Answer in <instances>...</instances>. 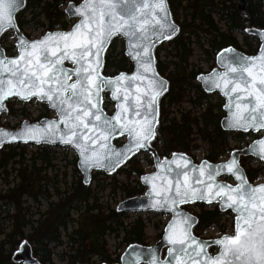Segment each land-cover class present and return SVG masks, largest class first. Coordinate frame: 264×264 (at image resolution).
<instances>
[{
	"label": "snow or ice",
	"instance_id": "6c2138e0",
	"mask_svg": "<svg viewBox=\"0 0 264 264\" xmlns=\"http://www.w3.org/2000/svg\"><path fill=\"white\" fill-rule=\"evenodd\" d=\"M21 3L0 0V32L13 25L12 13ZM75 12L81 19L72 31L49 33L31 42L21 37L17 57H0V110H5L10 97H36L47 100L59 115V120L47 121L44 127L26 125L15 134L0 130V139L56 138L79 150L85 169L115 168L155 137L157 99L167 85L154 71L151 49L155 40L170 39L177 29L169 20L166 0H84ZM118 34L128 38L138 70L130 77L121 73L106 78L99 71L102 54ZM234 60L226 64V72L213 74L211 84L230 97L227 107L235 109L232 127L264 129V49L258 57ZM65 61L73 67L66 68ZM106 90L118 101L111 117L100 106ZM125 134L128 145L113 148L110 140ZM257 143L258 150H253L264 158V140ZM165 165L171 178L159 174L145 178L160 197L153 207L175 210L176 204L190 199L217 200L237 214L234 235L212 241L220 247L216 256L207 252L208 242L191 235L189 217L174 219L167 230L171 264H264V185L249 184L235 158L215 167L191 166L181 154ZM222 170L235 177V187L215 182ZM157 180L163 183L158 185ZM150 264H157L156 259Z\"/></svg>",
	"mask_w": 264,
	"mask_h": 264
},
{
	"label": "trees",
	"instance_id": "16d2710c",
	"mask_svg": "<svg viewBox=\"0 0 264 264\" xmlns=\"http://www.w3.org/2000/svg\"><path fill=\"white\" fill-rule=\"evenodd\" d=\"M72 1L78 3L80 0H26L24 7L16 13V22L21 31L28 37L30 34L24 31L27 21L24 20L23 12L29 11L33 17L40 15L46 20L45 31L54 29H67L68 18L63 12L62 6ZM173 20L179 25L178 33L172 38L157 44L154 49L156 69L168 81L167 90L160 96L158 101V121L154 139L151 145L156 148L160 157L170 156L173 152H184L191 155L196 144H192L193 136L201 138L207 144L204 155L210 162H217L225 156L228 151V138L233 135V140L237 144L243 142L246 133L240 131L228 132L219 125L220 114H222L221 103L205 102L207 95L196 82V76L201 72L200 67L188 68V57L192 52L190 47L191 39L201 48L205 54L204 61L213 66L215 53L227 46H233L243 50L247 54H253L258 50L259 41L255 36L244 34L242 40L238 42L234 32H243L245 27L264 28V0H247L246 17H243L238 9L235 0H167ZM217 18L222 21L224 28L218 27ZM43 26L39 23L36 27ZM206 35L207 48H203L200 35ZM4 34L1 36L0 40ZM170 46L173 50L174 58L161 60L160 49ZM7 55L15 53L13 45L4 47ZM132 64L124 55L123 51L114 52L111 42L104 55L102 73L115 75L119 72H129ZM186 90L193 91L194 96L188 97L192 107L202 108V111L193 113L191 109L179 111L171 115L170 107L179 104L185 97ZM16 101H7L6 114L14 117L15 110L12 105ZM44 105V112L35 119L49 116L50 110ZM106 109V107L104 106ZM24 112V108L21 109ZM24 114V113H22ZM28 118V117H24ZM34 119V120H35ZM255 137L257 135L253 134ZM119 144V139L113 140ZM24 144H10L0 149V167L7 166L9 161L21 165L24 160ZM54 147L42 144L38 147L30 159L32 161L31 171H24V168L17 169L18 183L8 187L0 193V208L5 212L3 217L9 224L7 232L4 227H0L3 238L0 239V264H13L11 255L20 239L26 237L32 245L33 254L37 256L42 264H55L52 260V249L63 246L59 253V259L66 264H95L114 263L119 260L121 254L114 258L107 248L106 236L112 235L119 239L118 245L124 248L131 243L150 244L145 238V221L140 216L135 217L131 222L124 223L127 212H117L115 206L111 207L105 202L99 201L93 193L94 188L84 185L81 175L76 168V158L73 159V170L76 179L64 191L52 193L44 192L37 182H41L42 176L35 168L34 163L38 160L41 164H49ZM250 156L240 158V164L244 168L249 182L258 179L261 167L251 166ZM152 164L151 160H148ZM127 166V168H125ZM126 172L127 178L135 175L138 178L145 173V170L133 155L121 167L111 175L107 176L100 171L92 174V182L95 187H103V182L107 179L115 181V175ZM118 188L122 198L140 195L144 192V187L136 180L134 184L128 181L120 182ZM27 195L36 200L39 195H44L47 200V208L34 220L35 225H30L32 221L29 208L22 206L21 197ZM117 203V202H116ZM116 205V204H115ZM199 207L195 215L198 218L195 229L202 230L209 225H219V230L224 232V225L220 224L223 217L231 216L230 211H220L217 206L206 208L203 204H196ZM186 207V205L182 206ZM12 211L10 212V210ZM10 212V213H9ZM72 213L77 217L73 218ZM30 225L31 231L24 233V227ZM71 226L70 231L68 230ZM233 226V222H231ZM155 223V229L158 228ZM163 224L161 225V227ZM64 232L65 240L62 239ZM162 233V229L155 233L154 240H157Z\"/></svg>",
	"mask_w": 264,
	"mask_h": 264
},
{
	"label": "water",
	"instance_id": "95a60500",
	"mask_svg": "<svg viewBox=\"0 0 264 264\" xmlns=\"http://www.w3.org/2000/svg\"><path fill=\"white\" fill-rule=\"evenodd\" d=\"M26 0H22V3L20 4L19 7H17L13 13V25L11 27H6L2 32H0V37L2 36V34L6 31H11L14 36H15V42H14V46H15V54L14 55H7L5 52V49L3 48V46L0 43V57H8V58H15L18 56L19 54V41L21 39V37L25 38L27 41L31 42V41H36V40H40L42 38L45 37V35L49 34V33H57V32H70L73 30L74 25H76L77 23H79L81 17L75 12V8H79L84 0H81L78 3H74L72 1L68 2L63 11L66 14V16L68 18H75L76 21L74 22V24L67 30H61V29H55L52 31H46L44 32L41 36L37 37V38H32L29 39L18 27L17 22H16V13L18 11H20L24 5H25ZM246 3L247 0H236V5H237V9L239 11V13L243 16L246 17ZM166 5H167V9H168V16H169V20L171 21V23L175 26V28L177 29V31L174 34H171V38L173 36H175L179 30V26L178 24L173 20L172 16H171V12L168 6V2L166 0ZM70 6H75L74 8H72L70 10ZM244 33L245 34H249L252 36H255L258 41H259V47L258 50L256 51V53L254 54H245L244 52L236 49L233 46H227L224 47L222 49H220L216 55H215V67L212 68L210 71L208 72H204V73H200L197 75L196 77V81L200 84L202 90L206 93H212V92H216L218 93L222 98H223V105H222V110L224 111V116L220 119V127L223 130L226 131H242V132H248L251 131L253 133L256 132H262V135L254 140H252L250 143H248L246 146H243L241 148H234L230 151L228 157L225 160H221L218 162H210L207 159L203 158L197 162H195L193 160V158L184 153V152H173L170 156H164V157H160L156 148L153 147L151 145V141L148 143V147L145 149H141L138 152H135V154L139 153V152H144L147 153L152 161L153 164V170L151 172H146L143 173L140 177H139V181L140 184L142 186H144L145 190L142 194L137 195V196H132V197H128L125 198L121 201H119L116 206H115V210L117 212H131V213H144V212H155V213H163V214H169L170 217L167 220V222L165 223L164 227H163V231L161 234V237L154 242L153 244L150 245H142L139 243H131L129 245H127L125 247V249L122 251L120 257H119V261L112 263V264H150V261L155 258L157 261V264H171L172 262V257L169 255V248L172 247V245H170L168 243V228L169 225L172 224L174 219H182L184 216H187L190 218V223H191V227L189 228V231L191 233V235L193 237H195L198 241H203V242H208L209 245H215L218 246V251L215 255L216 256L219 252H220V247L219 245H216L214 243H212V241L217 240L221 237H223L224 235H229V234H222L221 236L217 237V238H213V239H201L196 237L195 235H193L192 233V227L196 224L197 222V217L192 214L189 213L187 211H185L181 206L182 205H186V204H191V203H201L207 206H212V205H217L218 209L220 211H226L229 210L234 214V229H235V218H236V212L231 209V208H226L223 206V204L217 200H213V202L209 203L207 202V200H198V199H190L188 202L186 203H178L174 206L173 210V206H169L167 208H158V207H153L152 205L155 203V201L157 199H160V197L156 196L153 192H152V183L150 182H146V177H151L153 175H160V176H169L170 174L166 171V165L165 162L166 161H172L174 158L180 156L181 154L186 157L190 162H191V166H200L201 164L206 163L207 165L210 166H219V165H224L227 164L229 161H231L233 158L236 159L240 169L242 170V172L245 174V177L247 179L246 173L244 171V168L241 166L240 164V158L242 156H251L256 160H259L261 162H264V158H261V156L258 154V151H255L253 149L258 150L259 145H258V141L264 140V129H253V128H249L247 131H245L244 129L241 128H236V127H232L230 124L231 121V115L232 112L235 110L234 108L230 109L229 107H227V105L230 103V97L225 95V91L226 90H222V88H217L214 85L211 84V77L213 76L214 73H224L227 71L226 68V64L228 63V61H232L233 63H235L234 58L236 57H258L261 53V50L264 49V28H255V27H246L244 29ZM115 36H121L124 39V55L128 58V60L131 62L132 64V69L129 72H119L115 75H110V76H105L102 74L101 72V68L99 69L100 74L103 77L106 78H115L117 76H119L121 73L126 74V76H132L134 73L137 72L138 70V65L136 60L133 58V55L131 53V49L129 47V41L128 38L123 36V35H115ZM113 36V37H115ZM112 40V39H111ZM110 40V41H111ZM167 39H159V40H155L153 45H152V49H151V54H152V65L154 68L155 73L157 74L158 78L163 79L167 85L168 88V81L167 79L162 76L161 74H159V72L156 69V65H155V55H154V48L157 44L162 43L164 41H166ZM107 44L103 54H102V64H103V60H104V55L106 50L108 49V46L110 44ZM226 50H231V51H226ZM222 58H226V59H222ZM66 68H72L73 64L70 61H65V65ZM7 75V74H5ZM149 76H151V73H148ZM231 87V86H229ZM165 92V91H164ZM163 92V93H164ZM104 93H108V98L110 99L111 102H113V109L111 111V113H107V111L103 108V94ZM104 93H102V103H101V107L104 111V113L111 117L115 114V112L117 111V104L118 101L112 98L111 92L110 91H105ZM162 93V94H163ZM161 96V95H160ZM160 96L157 99V108H158V100L160 98ZM16 99L18 101L21 102H28L32 99H36L39 102H44L46 103L47 107L52 110L54 112V117H44L41 118L37 121H29L27 119L23 120L20 125L17 128H4V127H0V130L5 131V132H9V133H18L20 132L26 125H31V126H39V127H44L45 126V122L47 121H54V120H59V115L58 112L55 108L51 107L48 103L47 100H39L36 97H33L30 100H23L20 99L19 97L13 96L10 97L9 99H7L4 103H5V110H0V115L5 113L7 110L6 107V102L10 99ZM158 117V114H157ZM157 117H156V123H155V130H156V126H157ZM60 128L63 129L64 125L61 124ZM124 139L123 142L120 145H117L113 142L114 139ZM129 143V137L125 134V135H116L114 136L111 140H110V144L113 148L117 149V150H121L123 149L126 145H128ZM10 144H26V145H41V144H46L49 146H61V147H70L76 154V168L78 169L80 175H81V180L82 183L84 185H89L91 184V180H92V173L96 170L103 172L106 175H111L118 167L122 166L129 158H131L134 154H130L129 158L126 159L125 161H123L118 167L115 168H110V167H91L88 169H85L84 166L81 164V160L82 157L80 156V152L77 148H75V146L73 145H68V144H64L61 143L59 139L56 138H52V139H41L39 142L35 141V140H29V139H20L17 138L15 140H12L10 138H3L0 139V149L3 146L6 145H10ZM174 154H176V157H174ZM171 167L174 169L175 165H171ZM193 175H198V174H193ZM222 177H230L232 179V183L227 182L223 179H221ZM248 181V179H247ZM216 183H220V184H228L231 185L233 187L236 186V184L238 183V181L235 179V177L227 172L226 170H222L220 172V174L216 177L215 180ZM156 183L158 185L162 184L163 181L162 180H157ZM249 184H251L252 186H259V185H264V182H260V183H250L248 181ZM234 235V230H233V234ZM231 236V235H229ZM165 249V256L163 259H161V250ZM11 260L12 262H14L15 264H42L39 259L33 254L32 251V246L31 244L27 241V239H23L20 244L18 245V247L13 251L12 255H11ZM100 264H110V263H100Z\"/></svg>",
	"mask_w": 264,
	"mask_h": 264
},
{
	"label": "rangeland",
	"instance_id": "374dc122",
	"mask_svg": "<svg viewBox=\"0 0 264 264\" xmlns=\"http://www.w3.org/2000/svg\"><path fill=\"white\" fill-rule=\"evenodd\" d=\"M65 5L62 6V9ZM264 10V6H263ZM24 20L27 21V23L24 26V31L30 34L31 38H36L41 36L44 33V29L46 27V20L43 18L42 15L38 17H33L32 14L29 11L23 12ZM214 19L218 22V27L223 29L225 26L222 21H219L217 18L214 17ZM75 18H68V28L75 22ZM39 23H43V26L36 27V25ZM245 33L243 32H234V36L238 42L242 40V37ZM200 40L203 43V48H207L206 43V35L201 34ZM15 42V36L11 31H6L4 33V37L2 38V45L3 47L7 46H14ZM190 47L192 49L191 54L188 57V68L191 67H200L202 70H206L210 66V62L207 63L204 61L205 54L201 48L197 46V44L194 43L193 39H191ZM111 48H113L114 52L124 51V39L121 36H115L111 40ZM174 51L171 50L170 46L164 45L160 51L159 56L161 60H169L173 59L175 60ZM185 97L182 102L179 104L175 103L171 105L170 107V116L177 114L179 111L182 110H188L191 109L193 113L202 111V108L199 107H192L191 103L188 100V97L193 98L194 96L193 91L186 90ZM210 102V104H214L217 101V96L214 95L211 98H206L205 102ZM220 102V101H219ZM222 104V102H220ZM103 106L106 107L107 111H112L113 109V102L110 101L108 98V93H104L103 95ZM13 109L15 110L16 116L11 117L7 114L0 115V127L4 128H15L19 126V122L21 120L25 119L24 117L35 118L39 114L43 113L44 111V105L42 102H35L30 101L27 104H23L21 102H13L12 105ZM24 108V112H21V109ZM24 113V114H22ZM50 115L53 114V112L49 113ZM223 115L220 114V117ZM194 140L192 141V144H196V148L193 149L192 154H194L196 161H199L204 158V155L207 150V144L199 137H196V135L193 136ZM250 136H245L243 139V142L238 145V147L246 145L248 142L251 141ZM124 139L120 140L122 142ZM229 142V148L228 151L225 153V156L221 159H226L229 155L230 150L236 147L237 144L233 140V135H230L228 138ZM39 146L34 145H27L25 146L24 152V160L21 165H18L17 163H14V159L12 161H9L7 163V166L0 167V193H3L8 187L14 186L16 183H18L19 178L17 176V169L18 168H24L25 173L31 171L32 161L30 159V156L37 150L38 151ZM76 158L75 152L70 147H61V146H54L53 152L51 154L50 163L47 164H41L38 160L35 161L34 166L35 168H40L39 176H42L41 182H37L36 186L42 187L41 189L44 192L52 193L56 190L58 191H64L66 190L72 181L76 179L74 170H73V159ZM136 158L140 161L142 164L145 172H150L153 170V164H149L148 160L150 159V156L147 153L139 152L136 154ZM151 160V159H150ZM251 166H260L261 172L258 177V181L264 182V163L259 162L255 159L250 160ZM127 168V166L125 167ZM139 178L135 175H131L130 178H127L126 172H120L115 175V181H112L111 179H107L103 182V187H95V183H91V187L94 188V194L99 199L100 202L103 204L107 202V204L111 207L115 206L116 202H119L122 200V195L118 188L115 189L113 193L114 186H119L120 182L128 181L131 184H134L136 180ZM223 180L227 182H232V179L230 177H223ZM22 206H27L29 208V212L31 213L28 217L32 223L30 225H35L34 220L39 217V214L43 212L47 208V200L45 199L44 195H39L36 200H33L29 198L27 195H22L21 197ZM208 208V207H206ZM190 209L193 212H198L199 207L197 205H192ZM10 210V209H9ZM12 209L10 210V212ZM9 212V213H10ZM5 216V212L2 211L0 208V227H4L3 232H7L9 228V224L6 220L3 219ZM73 218L77 217L76 213H72L71 215ZM140 216L145 221V238L150 244L154 243L156 240H154L155 233L158 232L162 227L161 225L164 224L168 219L169 215L167 214H158L153 212H144V213H131L127 212V215L124 218V223L131 222L135 217ZM232 220L231 216H226L224 218V229L230 231V222ZM155 223H158V228L155 229ZM30 225H27L24 227V233L27 234L31 231ZM71 226L69 225L68 230L70 231ZM213 230L207 232L211 233ZM3 232L0 231V239L3 238ZM213 233V232H212ZM62 239L65 240L64 232H62ZM106 243L107 248L109 249L110 253L112 254V257L114 258L118 253L122 252L124 250L123 246L118 245L119 239L113 237L112 235L106 236ZM16 248V247H15ZM63 249V246L57 247L55 249H52V260L55 264H66L64 261H61L59 259V253Z\"/></svg>",
	"mask_w": 264,
	"mask_h": 264
},
{
	"label": "flooded vegetation",
	"instance_id": "af4514ba",
	"mask_svg": "<svg viewBox=\"0 0 264 264\" xmlns=\"http://www.w3.org/2000/svg\"><path fill=\"white\" fill-rule=\"evenodd\" d=\"M236 48V47H235ZM236 49H238V50H240V51H242V52H244L243 50H241V49H239V48H236ZM245 53V52H244ZM245 54H247V53H245ZM214 66H212V67H210V69L208 68L207 70L209 71V70H211L212 68H213ZM103 75H105V76H108L109 74H104L103 73ZM206 95H207V98H211L212 96H214V95H216L217 96V101L216 102H222V104H223V99H222V97L218 94V93H216V92H212V93H206V92H204ZM222 104H221V110H222ZM222 112H223V115H224V111L222 110ZM110 113V112H109ZM222 115V116H223ZM221 116V117H222ZM221 117H220V119H221ZM220 119H219V123H220ZM226 131V130H225ZM229 132V131H228ZM243 133H246V136H250L252 139L251 140H253L254 138H255V136L253 135V133H251V132H243ZM259 134L260 133H256L255 135H258L259 136ZM190 205H188V206H186L185 208L184 207H182L185 211H187V212H189V213H192V214H194L193 213V211L190 209ZM197 217V216H196ZM224 218L225 217H223L222 219H221V221H220V224L221 225H224ZM197 221H198V218H197ZM196 224H197V222H196ZM195 224V225H196ZM195 225L192 227V233H193V235H195L196 237H198V238H201V239H213V238H217V237H219V236H221L222 234H229V235H232L233 234V230H234V227L232 226V225H230V227H231V229H230V231H225V232H221L220 230H219V225H209V226H207V227H204L202 230H197V229H195ZM211 230H213L211 233H207V232H209V231H211ZM225 230V229H224ZM23 239H27V238H22V239H20V242L23 240ZM159 239V238H158ZM157 239V240H158ZM27 241H28V239H27ZM20 242L17 244V246H16V248L18 247V245L20 244ZM15 248V249H16ZM14 249V250H15ZM218 246H215V245H209V247L207 248V252L211 255V256H213V255H215L216 253H217V251H218ZM13 250V251H14ZM164 256H165V249L163 248L162 250H161V259H163L164 258Z\"/></svg>",
	"mask_w": 264,
	"mask_h": 264
}]
</instances>
